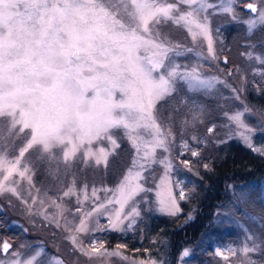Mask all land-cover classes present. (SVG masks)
Instances as JSON below:
<instances>
[{"label":"snow or ice","instance_id":"6c2138e0","mask_svg":"<svg viewBox=\"0 0 264 264\" xmlns=\"http://www.w3.org/2000/svg\"><path fill=\"white\" fill-rule=\"evenodd\" d=\"M225 15L244 24L248 37L259 32L264 45V0H0V197H15L28 216L62 232L71 264H111L112 258L164 264L148 249L145 258H130L126 243L109 249L97 234L135 233L142 211L179 216L180 202L195 192L181 175H199L201 165L212 171L204 155L210 145L236 139L264 156V145L253 143L257 131L264 132V109L242 100L249 81L241 68L220 69L240 74V87L203 71L204 62L229 64L212 27L214 17ZM173 31L190 37L192 46L174 39ZM244 47L240 55L260 66L253 69L261 78L255 90L264 93V50L252 40ZM189 54L194 63L178 60ZM248 116L258 117V127ZM129 152L115 187L81 180L89 168L106 176L110 157ZM245 219L253 227L236 221L244 232L239 247L215 248L224 264H264V207ZM189 254L184 249L180 261ZM0 264L69 262L42 246L3 239Z\"/></svg>","mask_w":264,"mask_h":264},{"label":"rangeland","instance_id":"374dc122","mask_svg":"<svg viewBox=\"0 0 264 264\" xmlns=\"http://www.w3.org/2000/svg\"><path fill=\"white\" fill-rule=\"evenodd\" d=\"M238 12L240 13L242 19H247V15L242 10V5L238 8ZM229 25L246 27L242 23L232 21L231 18L226 15L217 16L212 19L213 38L216 42L215 46L218 49H223L222 55L228 56L229 64L224 65L221 61L219 67H217V65L214 63L204 62L203 71L207 75L220 76L221 79L226 80L227 83L233 85L234 87H240V74L234 72L232 76H227L226 72L220 71V69H232L234 65H238L241 68L243 75L249 81L246 90L241 94L242 100L253 109H264V95L258 94V92L255 90L256 85H259L261 83V78L259 76H253V69L260 66L255 64L254 62L246 60L245 57L240 55L241 52L248 50L244 47V44L248 41L249 37L247 36V34H243L241 30H238L239 32H233L232 34L234 35H231L230 38H227L226 34L227 29H230ZM217 28L219 29L218 33L215 31ZM239 29L242 28L240 27ZM185 37L186 34L181 35L178 32L173 31L174 39H177L180 42L191 47V38ZM254 37H256V35L251 38ZM204 48L206 50V43L204 45ZM256 50L262 51L264 50V47L261 49L257 48ZM195 59L196 58L191 54H189V57L178 58L181 63H194ZM252 81H255V84L251 83ZM217 87L223 92L224 95H231L230 90L224 88L223 85H217ZM89 95H91V93H89ZM117 96H119V93H117ZM253 96L256 99H254ZM257 96L261 99L262 103L258 102ZM227 103L230 105H235L236 107H242L239 102L230 100ZM246 119L250 125H252L253 127H258V117L248 116L246 117ZM216 122L221 123L222 121L217 118ZM199 131L201 133H204L206 131V128L200 127ZM221 136H223V133H221ZM229 141L231 140H228L227 142ZM253 143L258 147L264 145V132L257 131V133L253 137ZM222 145L223 144L219 145L218 147L215 145H210L204 151L205 157L207 158L213 156L214 154H217V149ZM127 148L128 145L122 146V149ZM130 161V152L127 156L121 155L115 158L110 157L109 171L106 176L103 169L97 172H93V170L89 168L88 170L80 174V178L81 180L87 178L90 184L95 181L97 187H100L102 184L109 188L115 187L118 180L122 177L124 170L130 164ZM205 162H208V160L206 159ZM198 169L199 166L196 170L198 171ZM181 178L187 180V178H189L188 173H183L181 175ZM35 179L37 184L39 185L43 180V176L38 175ZM148 186H152L151 182ZM193 186H195V189L197 188L194 180L191 182L189 187L192 188ZM261 186V188H256L257 185L254 182L246 185H240L237 182H231L229 184L230 194L228 201L225 206H218L215 208V216L212 221L211 227L209 228L210 230L206 232L201 238H199V240L183 246L179 251L176 264H224V261L220 257L215 256V248L225 247L229 245L233 247H239L242 244L244 240V232L240 227H238L236 221H239V223L244 224L246 227H249L250 230L252 229L253 225H251L250 222L245 219V213H251L253 215L261 214L262 207H264V205L261 204V201H264V181L262 182ZM100 195L101 197H103L104 193H100ZM147 197L150 201L154 200V192L148 193ZM9 200H11V204L8 203ZM142 207L147 208L149 207V205L142 204L141 208ZM0 209H2L0 210V221L2 222L0 223V240L7 239L9 240V242H14V245L16 246L21 243L32 244L33 247L42 246L49 256H61L68 260L69 264H71V258L68 256L69 246L67 242L63 240L62 232L52 227L44 226V222L39 217L28 216L23 210V205H21L20 202L15 199V197H12L10 195L0 197ZM196 210L197 206H193L188 211V220H192L195 218L194 214ZM148 212L160 214L155 211ZM189 216H191L192 218L189 219ZM33 220L35 221L34 224L32 222ZM104 222L105 221L102 219L101 223ZM24 229H27V232H25ZM103 234L104 233H99L97 235L103 237ZM217 236L219 238H216ZM223 238H226V240H221ZM107 247L109 249L113 248L108 244ZM57 249H59V251H57ZM184 249H188L190 254L188 257H185L183 261H180L179 257ZM175 252L176 251L174 250L172 239L165 240L163 242L162 248L158 249L156 254H152L149 251L152 257H155L158 260H163L164 264L173 263V256L175 255ZM125 254L130 258L135 259H143L148 255V253L143 254L141 252L129 251H126ZM206 255H208V257L211 256V258H208ZM254 258L258 260L261 259L260 256H254ZM41 259H43V257H41ZM81 264H86V262L81 260ZM93 264H103V262L93 261ZM111 264H127V262L121 261L117 258H112ZM233 264H238V260L234 259Z\"/></svg>","mask_w":264,"mask_h":264},{"label":"trees","instance_id":"16d2710c","mask_svg":"<svg viewBox=\"0 0 264 264\" xmlns=\"http://www.w3.org/2000/svg\"><path fill=\"white\" fill-rule=\"evenodd\" d=\"M229 27L230 29H227L226 34L227 38H230L231 35H234L232 33L238 30L246 34V27L244 26L229 25ZM240 27L242 29H239ZM255 35L256 37H249L248 40L256 42L258 49L263 48L264 45L258 42L260 33L257 32ZM258 94L264 95V93ZM253 98L256 99L254 96ZM258 102L262 103L259 97ZM126 145L124 143L122 146ZM217 152V154L210 157V161L208 160L212 171L204 170L201 165L198 169L199 175L188 173L189 178H187V181L190 182L187 183L186 187L188 188L194 180L197 188L189 200L181 201L183 211L179 216L170 217L143 211V219L139 222L135 233L129 232L126 235L104 233L103 238L108 241L107 244L113 247L117 243H126L128 245L127 251L129 252H137L134 250L139 249L138 252L145 254L144 249H148L152 254H156L158 249L162 248L165 240L172 239V244L176 251L172 264H176L182 247L199 240L210 230L209 228L215 216V208L225 206L228 201L230 194L229 184L231 182H237L240 185L254 182L257 185L256 188L262 187L261 184L264 181V156L252 152L236 139H232L227 144L220 146ZM193 206H197L194 214L195 218L188 220V211ZM142 209L146 208L142 207ZM218 236L216 238H219ZM221 240H226V238ZM206 256L208 257V255ZM208 258H211V256Z\"/></svg>","mask_w":264,"mask_h":264}]
</instances>
